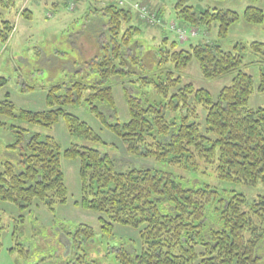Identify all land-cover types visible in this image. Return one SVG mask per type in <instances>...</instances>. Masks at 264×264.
<instances>
[{"label":"trees","instance_id":"obj_1","mask_svg":"<svg viewBox=\"0 0 264 264\" xmlns=\"http://www.w3.org/2000/svg\"><path fill=\"white\" fill-rule=\"evenodd\" d=\"M174 9L176 17L192 27L209 28L211 23H218V37L225 36L238 18L234 11H199L184 0H178ZM94 11L102 17L104 31L96 42L98 53L85 63L93 74L89 81L50 86L42 111L16 112L8 93L0 100V115L5 117L0 127L9 128L14 137L6 145L10 156L0 160V202L23 210L38 201L53 212L54 206L65 205L68 200L60 157L78 159L80 198L75 206L99 214L102 238H113L115 225L138 233V253L113 247L117 264H264V254L260 253L264 197L257 196L249 204L245 195L235 190L220 197L209 183L191 186L190 179L179 173L195 174L202 162L211 165L222 182L264 186V105L248 107L255 87L252 76L240 70L243 56L239 49L243 47L237 43L234 50H225L212 42L197 43L189 51L178 50L177 41L169 42L163 33L161 42L144 52L143 58V53H132L133 49L141 52L137 43L147 25L143 20L129 7L111 0ZM155 11L162 17L161 8ZM22 14L29 17L27 10ZM243 16L249 23L264 22V11L256 6H248ZM12 30L9 21L2 20L0 40L6 42ZM250 49L261 57L256 90L264 92V43L253 41ZM192 58L197 59L208 79L236 71L217 100L213 101L205 89H194L191 83L179 87L177 73ZM132 68L138 71L132 72ZM114 77L132 78L129 82H138L141 87L152 86L160 99L150 101L138 96L135 86L125 87L129 119L122 122L109 83ZM0 82L4 84L5 79L0 77ZM82 100L121 141L125 152L153 159L161 166L120 171L100 148L72 142L62 150L53 136L6 121L13 118L51 127L63 118L69 136L104 144L85 121L65 110V106ZM100 104L112 111V121L100 110ZM198 105L205 109L204 129L197 122ZM66 235L70 243L63 264H99L87 252L96 245L92 227L78 224Z\"/></svg>","mask_w":264,"mask_h":264},{"label":"rangeland","instance_id":"obj_2","mask_svg":"<svg viewBox=\"0 0 264 264\" xmlns=\"http://www.w3.org/2000/svg\"><path fill=\"white\" fill-rule=\"evenodd\" d=\"M105 1V2H104ZM117 4L119 0H111ZM152 10L162 9V21H155L143 26L144 35L139 38L140 51L132 53L145 58L149 48L153 49L161 42L163 33L169 42L177 41V49L190 50L197 43L217 42L225 50H234L239 43L243 48L239 53L243 56L240 70L251 75L254 81V92L248 100V107L255 109L264 105V92L256 87L260 78L261 57L250 49L253 41L264 43V22L249 23L243 13L248 6H256L264 11V0H184L185 4L196 10L234 11L238 18L233 22L225 36L218 37V23L213 22L209 28L204 26L192 27L180 21L175 15V4L178 0H139ZM109 0H0V26L2 20H7L13 26L6 42L0 40V100L6 93L14 103L16 112L19 109L42 111L46 109L45 97L50 86L56 84L69 85L74 81H89L93 74L85 64L98 53L97 39L103 34L104 22L94 14ZM74 7L70 8V5ZM27 10L29 17L21 12ZM92 12V13H91ZM142 20V19H140ZM137 20H133L135 23ZM181 24L196 30V36L178 40L175 31L169 28L170 23ZM143 25V24H142ZM99 42V41H98ZM99 44V43H98ZM148 53V52H147ZM149 55V54H148ZM132 72L138 71L132 68ZM180 76L179 87L191 83L194 89H205L212 100L218 98L220 90L231 84L236 71H230L222 76L208 79L201 71L196 58H192L188 66L177 73ZM132 78H111L117 115L120 121L129 119L128 107L124 97V88L135 86L137 95L148 100H159L152 86L141 87L138 82L131 84ZM134 95V94H133ZM100 110L109 121L113 120L112 111L104 104ZM65 110L85 121L99 136L104 144H95L68 135L63 118L51 127L29 124L10 118L9 123L38 132L42 135L53 136L66 149L70 143L84 144L106 151L113 159L116 169L124 171L132 167H159L153 159L133 156L125 152L121 141L88 110V105L82 100L78 104H69ZM199 117L197 122L204 129L205 109L198 105ZM170 114L167 115V118ZM5 117L0 115V120ZM14 140L13 134L7 127H0V160L10 156L6 145ZM65 184L68 189V200L65 205L54 206L50 212L45 206L35 201L26 209L20 210L12 203L0 202V264H63L69 252L70 240L66 233L78 224H85L95 230L96 245L92 246L88 255L99 264H117L114 259L113 247L125 248L135 254L140 251L141 243L136 230L120 225L114 226L113 238H102L98 213L85 211L75 206L80 198L79 160L60 157ZM199 171H179L185 179H190L191 186L209 183L215 187L220 197L227 196L232 190L245 195L247 203L257 196L264 197V186L232 184L218 180L211 165L199 164ZM164 168V167H163ZM174 171V169H172ZM264 254V244L260 246Z\"/></svg>","mask_w":264,"mask_h":264},{"label":"built area","instance_id":"obj_3","mask_svg":"<svg viewBox=\"0 0 264 264\" xmlns=\"http://www.w3.org/2000/svg\"><path fill=\"white\" fill-rule=\"evenodd\" d=\"M127 1L128 0H119L118 4L123 5ZM130 5L131 8L138 13L140 18L145 19L149 22H160V20L156 16V13L150 11L148 7L140 4L139 2H131ZM169 27L175 31L178 38L181 40L196 35V30L194 28H186L185 26L175 25L173 23H170Z\"/></svg>","mask_w":264,"mask_h":264},{"label":"crops","instance_id":"obj_4","mask_svg":"<svg viewBox=\"0 0 264 264\" xmlns=\"http://www.w3.org/2000/svg\"><path fill=\"white\" fill-rule=\"evenodd\" d=\"M110 1V0H109ZM105 2V1H104ZM95 12V11H94ZM135 14V13H134ZM136 15V14H135Z\"/></svg>","mask_w":264,"mask_h":264},{"label":"bare ground","instance_id":"obj_5","mask_svg":"<svg viewBox=\"0 0 264 264\" xmlns=\"http://www.w3.org/2000/svg\"><path fill=\"white\" fill-rule=\"evenodd\" d=\"M150 8V7H149Z\"/></svg>","mask_w":264,"mask_h":264}]
</instances>
